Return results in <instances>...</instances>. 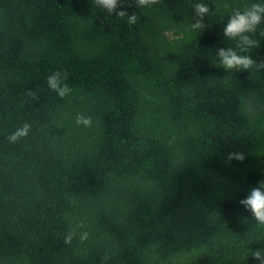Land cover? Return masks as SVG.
Returning a JSON list of instances; mask_svg holds the SVG:
<instances>
[{"label": "trees", "instance_id": "1", "mask_svg": "<svg viewBox=\"0 0 264 264\" xmlns=\"http://www.w3.org/2000/svg\"><path fill=\"white\" fill-rule=\"evenodd\" d=\"M197 3L210 12L193 30ZM253 3L120 0L129 24L94 0H0V264H259L264 226L239 201L264 181V69L217 58L264 60V21L246 53L223 35Z\"/></svg>", "mask_w": 264, "mask_h": 264}, {"label": "clouds", "instance_id": "2", "mask_svg": "<svg viewBox=\"0 0 264 264\" xmlns=\"http://www.w3.org/2000/svg\"><path fill=\"white\" fill-rule=\"evenodd\" d=\"M135 3L137 7H148L158 3V0H135ZM94 4L97 8H101L109 14L115 13L120 18L127 17L129 24H135L138 21L135 13L129 15L126 11H117L121 8L120 0H94ZM194 7L197 19L191 25V28L193 30L203 29L205 27L203 19L209 14L210 9L203 3H197ZM262 21H264V4L253 3L243 12L239 10L233 12L223 30V35L228 40L237 41L236 47L240 53H246L248 50L258 46V42L252 39L249 34L255 33ZM261 35H264V33H261ZM217 58L219 65L229 73L233 71H248L252 68H256L257 70L264 69V60L257 62L250 55L238 54L232 47L218 49ZM68 78L66 70H56L51 72L45 79L47 87L63 99L73 92V88L68 83ZM26 95L31 97L32 100L39 99L37 90H29ZM75 123L77 126L90 128L93 126V119L84 113H77ZM30 131L31 125L25 122L12 132L7 139L10 143H16L18 140L27 137ZM244 158L243 153L229 154V160L236 159L243 161ZM239 203L245 210L251 212L258 225L264 226V181L259 182L258 186L253 188L249 195L245 199L240 200ZM83 226L84 224L81 222L67 232L64 237V244L70 245L77 236V229ZM88 238V232L79 233L81 242L86 241ZM251 255L259 261V264H264V249L256 250ZM105 260H107V257H105Z\"/></svg>", "mask_w": 264, "mask_h": 264}]
</instances>
